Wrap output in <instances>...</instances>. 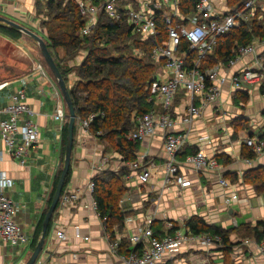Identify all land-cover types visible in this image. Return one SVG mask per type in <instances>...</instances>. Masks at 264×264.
I'll return each instance as SVG.
<instances>
[{
  "label": "crops",
  "instance_id": "crops-1",
  "mask_svg": "<svg viewBox=\"0 0 264 264\" xmlns=\"http://www.w3.org/2000/svg\"><path fill=\"white\" fill-rule=\"evenodd\" d=\"M38 1L0 0V15L35 29L32 22L36 18ZM140 1L145 0H117L120 3H131L134 7H138ZM213 1L217 9L222 10L231 0ZM92 2L97 6L102 3L101 0ZM255 15L257 18L264 17V0L258 1ZM0 37L23 48L22 52L25 51V46L22 47L16 42L20 39L3 35ZM57 51L62 53L60 49ZM23 55H27V60L7 63L11 71L6 76H0V95L2 103L5 104L15 89L24 90L26 102L32 110L29 119L36 123L39 136L38 142L29 150L23 166L4 149L1 152L0 172H4L13 182L11 188L6 190V195L14 201L18 209L15 221L26 240L17 245L0 241V264H23L34 248L31 242L36 225L48 208L54 179L61 168V124L53 115L59 112L63 116L67 115L54 77L47 73L41 77L37 70L38 62H31L27 52ZM82 57L83 54H80L75 64H78ZM72 65L73 63L69 64L70 67ZM67 78L69 85L77 80L74 73H69ZM187 103L188 98L184 93L177 95L172 109L174 119H179L184 114ZM194 104L199 105L198 99H194ZM157 106L154 102L153 109L159 110ZM176 125L174 132L185 128L179 121ZM189 129L188 143L175 156L178 174L190 182L186 187H181L173 180L164 182L168 156L163 150L159 130L156 135L138 142L135 159H140L142 164L150 166V176L148 181L142 184L137 177L139 171L126 169V191L119 200L125 218L121 229L117 230L115 226L112 229L115 240L121 242L123 239V252L115 254L106 238L103 220L86 192V184L99 172L95 171L94 167L103 161L104 156L108 157L104 169L113 172H119L130 160L123 161L117 152L106 149V144L98 137L75 126L70 177L65 189H79L82 196L74 205L58 204L53 212L50 231L46 233L43 244V253L50 264H121L119 256L126 254V249L132 248L129 237L138 232L146 217L153 219L152 231L158 236L167 232L168 223L173 226L186 225L193 217L201 218L207 225L229 229V240L234 243V249L230 253L233 264H264L263 256L255 247V242H262L243 233L245 225L254 226L257 221L264 219V193L258 192L256 186L245 179L246 171L257 166L264 167V157L248 158L242 152L247 151L242 138L264 134V97L261 90L257 85L246 83L232 90L226 83L219 99L209 105L202 115L189 125ZM197 149L214 156L220 166L219 171H194L186 162V158ZM246 159L250 162L247 163ZM218 175L226 177L239 188L248 202L224 205L223 192L217 182ZM145 185L149 187L146 188ZM142 187L146 192H143ZM150 192L156 197L149 205L147 199ZM251 202H256V206L250 207ZM248 210V218L238 223L237 217ZM55 230L63 231L65 238L58 239L53 236L52 232ZM85 237L87 239H84ZM245 240L249 243H245ZM158 264H223V254L218 248L191 241L180 245L175 254L164 255Z\"/></svg>",
  "mask_w": 264,
  "mask_h": 264
},
{
  "label": "built area",
  "instance_id": "built-area-1",
  "mask_svg": "<svg viewBox=\"0 0 264 264\" xmlns=\"http://www.w3.org/2000/svg\"><path fill=\"white\" fill-rule=\"evenodd\" d=\"M73 1L85 19V24L80 30L82 36L91 32L98 12L103 10L114 22L124 20L142 39L157 38L160 30L156 23V14H161L167 42L164 45H156L151 50L152 59L163 61L157 79L151 85L152 100L159 110L152 109L143 115L135 116L134 128L127 134V139L140 142L156 135L159 130L163 150L168 156L164 182L173 180L181 187L188 186L189 180L178 174L175 156L188 143L189 125L219 99L226 83L232 90L238 89L243 83L257 85L264 97V65L261 58L264 36L238 46L234 56L226 62H217L202 71L199 69L205 58L213 53L222 35L254 18L259 0H243L240 6L226 5L222 10L217 9L213 0H193L186 13L181 10V0H145L140 1L138 7L117 0H101L99 6L93 4L92 0ZM32 27L40 30L37 18L32 22ZM37 70L41 77L46 75L41 63H37ZM181 92L188 98V103L184 114L179 119H174L173 102ZM194 99H198L199 105L194 104ZM31 114L32 110L26 102L22 88L15 89L5 104L2 103L0 95V159L4 149L9 156L17 159L21 166L25 164L29 150L38 142L39 136L36 123L29 119ZM66 117L60 112L53 115L61 124V129ZM93 117L94 114H90L85 119H75V124L83 132L90 133L89 124ZM178 121L185 128L174 132ZM242 142L254 156L264 157V134L245 136ZM107 159L108 157L104 156L103 161L94 167V170L102 172ZM186 162L197 172H215L220 169L215 157L206 154L202 149L190 154ZM246 162L249 163L250 160L246 159ZM124 168L139 171L137 177L142 184L149 179L150 166L142 164L140 159L127 162ZM217 182L223 192L224 205L248 202L239 188L226 177L218 175ZM12 184V179L0 172V241L17 245L24 243L26 238L15 221L18 209L14 201L6 195V190L11 188ZM86 192L91 197V204L96 208L92 178L86 184ZM81 196L82 191L79 189H65L60 194L58 204L74 205ZM152 221L151 217L145 218L138 232L129 237L132 248L119 256L121 264H158L164 255L175 254L180 245L191 241L206 247H221L219 234H194L184 224L173 226L168 223L167 232L162 236H155ZM52 235L58 239L65 238V233L61 230L53 231ZM106 238L111 251L117 254L120 242L112 241L108 233ZM245 243L249 241L245 240ZM255 247L264 258L263 243L255 242ZM34 264H50L43 249Z\"/></svg>",
  "mask_w": 264,
  "mask_h": 264
},
{
  "label": "trees",
  "instance_id": "trees-1",
  "mask_svg": "<svg viewBox=\"0 0 264 264\" xmlns=\"http://www.w3.org/2000/svg\"><path fill=\"white\" fill-rule=\"evenodd\" d=\"M192 2L193 0H181V10L186 13ZM242 2L243 0H231L228 6H240ZM35 14L41 31L27 27L45 41L67 85L75 111V119H85L90 114H94L89 124V132L104 142L106 149L117 152L123 161H133L136 157L138 142L128 140L127 134L134 128L135 116L143 115L154 108L151 85L157 79V74L163 64L161 59L151 58L152 48L167 42L161 14H156L159 36L148 39H142L140 35L133 32L124 20L119 22L110 20L103 10L98 12L91 32L85 36L80 35L85 19L73 0L42 2L39 0ZM0 33L11 39L21 36L19 31L3 24H0ZM263 36L264 17L257 18L255 15L249 22L241 23L237 28L222 35L213 53L205 58L199 69L202 71L217 62H226L234 56L238 46L246 45L254 38ZM57 49H60L62 53L59 54ZM80 54H83V57L78 64H75ZM261 58L264 65V50ZM70 63H73L71 67ZM69 73H74L77 77L71 85L68 84ZM66 133L67 117L61 129V167ZM242 152L248 158L254 156L248 149ZM60 170L61 168L55 176L48 206ZM127 173L126 168H121L119 172L104 170L92 177L96 211L103 220L105 230L112 241L115 240V233L112 229L114 226L117 230L121 229L125 218L119 206V200L126 191L124 177ZM69 177L70 169L62 191L65 190ZM245 179L253 183L258 192L264 193L263 166L246 171ZM43 217L44 215L36 225L31 242L32 247L38 240ZM50 225L49 222L47 233L50 231ZM186 225L194 234H219L221 247L218 249L223 254V264H233L230 253L234 243L229 240V229L207 225L198 217L190 218ZM243 231L246 233L244 235H252L256 241L264 245V219L257 221L254 226L245 225ZM120 241L118 252L121 253L123 252V239ZM129 250L131 249H126L125 253Z\"/></svg>",
  "mask_w": 264,
  "mask_h": 264
},
{
  "label": "water",
  "instance_id": "water-1",
  "mask_svg": "<svg viewBox=\"0 0 264 264\" xmlns=\"http://www.w3.org/2000/svg\"><path fill=\"white\" fill-rule=\"evenodd\" d=\"M0 24H3L7 27L13 28L17 31H19L21 34H24L28 37H30L38 46L39 52L45 61L47 67L49 68L52 76L54 77L56 84L58 86V89L60 91V94L63 98V101L66 105L67 109V133H66V140L64 145V155H63V162L62 167L60 170V174L56 183V186L54 188V192L50 201V204L44 214L42 225H41V232L38 237V240L30 254V256L27 258V260L23 264H34L39 253L43 249V244L45 242V236L47 233L49 222L51 221L53 212L55 208L57 207L60 194L63 190V187L66 182V178L70 169V159H71V151H72V145H73V135H74V127H75V111L74 107L69 95V91L67 88V85L63 79V76L58 69L53 57L51 56L45 41L43 38L35 33L33 30L29 29L28 27L14 21L11 19H8L2 15H0Z\"/></svg>",
  "mask_w": 264,
  "mask_h": 264
},
{
  "label": "rangeland",
  "instance_id": "rangeland-1",
  "mask_svg": "<svg viewBox=\"0 0 264 264\" xmlns=\"http://www.w3.org/2000/svg\"><path fill=\"white\" fill-rule=\"evenodd\" d=\"M37 31H40V30H37ZM0 35H2V34L0 33ZM18 39H20V40L16 41V42H18L17 44H21L20 46H22V47L25 46V51H23V52H22L23 48L21 49L20 47H17L18 45L15 46L13 44H10V43L4 41L0 37V76L1 77L4 75L6 76L7 73H10L11 68L7 67V66L9 63H12L14 60L20 61V62L27 60L26 59L27 55H23L26 52H27L28 56H30L31 62L41 63L45 72L50 75L51 72H50L49 68L47 67L45 61L43 60V58L39 52L37 44L30 37H28L24 34H21V36ZM8 69H10V70H8ZM64 111H65V113H67L66 105H65ZM144 187L148 188L149 186L145 185ZM144 187H142V190H143V192H146V189ZM155 197L156 196L154 195V193L150 192L148 194L147 204L150 205L153 202V199H155ZM262 198L264 200V197H262ZM255 204H256V202H251L250 207H251V205L256 206ZM250 207L248 206V208H250ZM249 213H250V210H248V212H246L245 214L237 217V222L241 223V222H243V220L245 221L248 218ZM243 233H245V232H243Z\"/></svg>",
  "mask_w": 264,
  "mask_h": 264
}]
</instances>
